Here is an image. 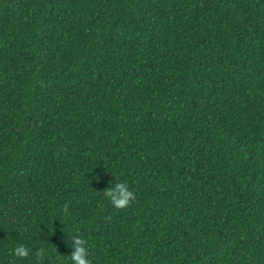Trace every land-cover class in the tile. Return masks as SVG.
Segmentation results:
<instances>
[{
	"label": "trees",
	"instance_id": "obj_1",
	"mask_svg": "<svg viewBox=\"0 0 264 264\" xmlns=\"http://www.w3.org/2000/svg\"><path fill=\"white\" fill-rule=\"evenodd\" d=\"M76 234L91 264H264V0H0V264Z\"/></svg>",
	"mask_w": 264,
	"mask_h": 264
},
{
	"label": "clouds",
	"instance_id": "obj_2",
	"mask_svg": "<svg viewBox=\"0 0 264 264\" xmlns=\"http://www.w3.org/2000/svg\"><path fill=\"white\" fill-rule=\"evenodd\" d=\"M105 197L117 209L128 207L132 201L135 200V193L130 189L129 185L125 182H116L109 185L104 192ZM72 249L70 255L71 264H91L89 259V249L85 246L86 241L79 234L70 237ZM13 254L23 259L29 255V249L24 244H18L13 249ZM41 250L38 255H43Z\"/></svg>",
	"mask_w": 264,
	"mask_h": 264
}]
</instances>
